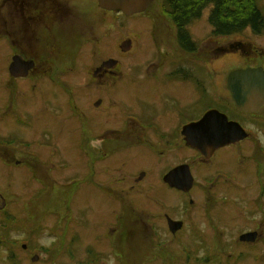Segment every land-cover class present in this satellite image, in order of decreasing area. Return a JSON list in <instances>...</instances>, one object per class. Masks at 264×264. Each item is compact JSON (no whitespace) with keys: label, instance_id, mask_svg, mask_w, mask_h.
I'll return each mask as SVG.
<instances>
[{"label":"flooded vegetation","instance_id":"1","mask_svg":"<svg viewBox=\"0 0 264 264\" xmlns=\"http://www.w3.org/2000/svg\"><path fill=\"white\" fill-rule=\"evenodd\" d=\"M167 9L163 2H153L144 13L146 34L136 43L135 53H130L134 47L130 38V47L123 48L124 40L116 53L115 27L104 29L99 21L101 11L115 14L101 9L98 0H0V44L8 60L2 88L7 107L0 113L14 125L20 121L16 107L20 79L32 82V93L47 82L57 90L55 99L64 108L36 102L28 112L32 121L49 125L69 119V110L83 116L73 89L90 92L81 97V104L88 109L92 132L82 136L77 169L89 172L94 183L118 202L119 211L115 227L108 225V233L119 240L112 242L114 262L105 252L103 264H264V104L254 111L237 107L228 74L211 85L205 70L212 59L210 36L202 39V47L189 28L181 29L168 16ZM258 10L255 35L262 38L264 0ZM92 42L101 45V54L83 55V48ZM236 42L239 52L232 53L249 60L238 67L264 68V45L249 51L241 40ZM88 57L92 62L84 69ZM112 59L116 62L105 64ZM135 85L152 109L133 103L139 96ZM63 94L69 96V108ZM213 108L247 133L203 154L187 142L185 126ZM15 132L12 128L0 136V159L12 165L24 163L10 152L17 150L5 144L17 138ZM180 166L192 175L189 190L168 180L172 171L176 173L172 179L185 175L179 173ZM0 192L9 205L10 197L1 188ZM137 197L147 198L144 206ZM133 234H139V246L126 244ZM58 246L55 236L40 245L37 254L41 258L56 251L48 264H57L64 252L62 247L58 252ZM87 249L93 256L101 253L89 245L77 247V252L84 255ZM11 254L15 261L1 264H23L16 251ZM34 254H28L30 259ZM85 259L82 256L80 264L99 263Z\"/></svg>","mask_w":264,"mask_h":264},{"label":"rangeland","instance_id":"2","mask_svg":"<svg viewBox=\"0 0 264 264\" xmlns=\"http://www.w3.org/2000/svg\"><path fill=\"white\" fill-rule=\"evenodd\" d=\"M258 3L260 4V2ZM209 13L210 7L205 9L199 19L193 20L188 28L196 43L202 47V39L210 36V56L212 59L206 65L205 70L211 76V85H216L215 81L220 76H224L229 70L249 62L248 59L240 58V56L232 53L239 52L236 41L242 40L243 49L250 51L253 46L256 48L258 45H264V36L258 38L250 29L230 36H215L208 21ZM114 14L107 15L101 11L99 16L101 27H105L104 29L115 27L116 53L119 52L120 43L128 38L133 41L134 46L130 53H135L136 43L141 42L140 39L146 34L147 19L145 14L139 13L132 16L123 13ZM229 44L234 46L230 48ZM90 45L91 47H88ZM90 45L83 48V55L86 52L95 53L96 51L101 54L99 43L92 42ZM3 47L0 44V108L6 110L7 104L3 99L2 88L7 79L8 60L6 51L2 52L1 50H5ZM219 47L222 49L220 50ZM88 58L89 60L84 59V69L88 68L89 63L92 62L90 57ZM197 69L203 70V67L197 66ZM24 83L26 88L23 87ZM36 88L37 92L32 93V82L27 79H20L16 106L18 113H20V121L15 125L7 121L0 113V136L10 133L12 128L16 129L17 138H14L13 141H7L5 144L10 150L14 148L18 151H10L11 154L15 155V159H19L20 163L24 162L23 164L12 165L4 159H0V188L10 197V204L6 210L0 211V223L4 224L0 227V235L6 239L10 235V238L15 240L24 238L28 241L27 238H29L32 242L31 249L34 245H47L56 236L59 244L57 251H61L62 248L64 251L63 256L57 258V264H80L82 256L86 257L84 261H95L99 262L98 264H103L106 259L105 254L102 253L105 252H108L110 262L113 263L112 242L115 241L117 244L119 240L116 239L115 235L111 236L108 233V225L111 223L115 227L117 223L118 202L94 183L93 176L89 172L77 169L82 136L83 134L91 135L92 132V123L87 118L88 109L81 104V97L90 92L85 88L83 91L73 89L72 95L76 96V100H80V106L84 110L83 116L77 117L72 113V110H69V119L49 125L42 121L31 120L33 116L28 113L31 106L38 102L49 107L52 105L53 107L64 108V103H59L55 99L53 92L57 93V90H54L52 83L39 84ZM133 89L139 90V96L133 103L139 101L140 109H152V106H149L150 104L140 97L142 89H139L137 85L133 86ZM62 97L64 98L65 95L63 94ZM64 101H67L66 107L69 108L71 106L69 96L64 98ZM66 109L60 110L61 114ZM82 125H84V129L83 127L81 129ZM248 182L251 181L248 180ZM130 196L133 198V193ZM146 200V197H137L136 199L141 206H144ZM29 205L33 209L31 217ZM9 213L18 216L9 218ZM25 217H30L32 222L26 221ZM131 217L133 223L135 219L133 216ZM123 220L124 223L120 224L121 228L125 224L126 218ZM38 222L41 223L43 229L38 233H31V227ZM7 227H9L7 230L9 233L5 231ZM133 227L136 228V225L133 224ZM138 236L139 234H133L132 238V241L137 242L136 246L140 245ZM87 245L94 248L95 252L99 250L101 253L96 252V255L93 256L92 252L87 253L85 250L83 251L84 255L77 252V247H86ZM11 250L16 251L20 262L31 264L30 256L24 252L20 245L17 248L16 245L9 248L6 245H1L0 264L8 262L5 257L12 252ZM54 253L41 256L39 259L41 264L50 263L52 260L50 258H54Z\"/></svg>","mask_w":264,"mask_h":264},{"label":"water","instance_id":"3","mask_svg":"<svg viewBox=\"0 0 264 264\" xmlns=\"http://www.w3.org/2000/svg\"><path fill=\"white\" fill-rule=\"evenodd\" d=\"M153 0H99L100 6L110 10H122L124 13L131 15L145 11ZM123 47H129L125 43ZM115 62L110 60L107 64ZM240 81V92H234L236 103L245 104L246 109L255 108L264 101V71L262 68H247L233 70L229 75V81ZM252 104L250 102L251 97ZM254 104L253 107H251ZM219 112L212 110L198 122L190 126L192 133L189 135L190 144L199 148L206 153L210 146L217 148L218 146L231 142L238 133L236 122L228 121L227 117L218 114ZM243 135H238L237 138Z\"/></svg>","mask_w":264,"mask_h":264},{"label":"trees","instance_id":"4","mask_svg":"<svg viewBox=\"0 0 264 264\" xmlns=\"http://www.w3.org/2000/svg\"><path fill=\"white\" fill-rule=\"evenodd\" d=\"M170 17L181 29L202 15L210 4V23L215 36H230L247 28L256 29L258 0H166Z\"/></svg>","mask_w":264,"mask_h":264}]
</instances>
